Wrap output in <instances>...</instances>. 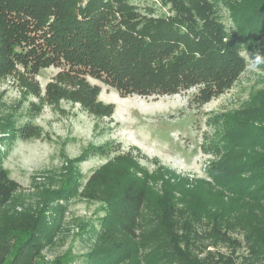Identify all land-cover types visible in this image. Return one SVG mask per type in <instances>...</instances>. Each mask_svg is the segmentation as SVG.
Listing matches in <instances>:
<instances>
[{
  "label": "trees",
  "instance_id": "1",
  "mask_svg": "<svg viewBox=\"0 0 264 264\" xmlns=\"http://www.w3.org/2000/svg\"><path fill=\"white\" fill-rule=\"evenodd\" d=\"M0 7L30 19L46 42L39 45L65 68L92 72L124 95L174 93L191 77L202 86L216 74L228 79L236 50L212 18L221 7L238 39L264 45V0H155L144 10L127 0H0ZM227 121L217 144L222 160L204 179L93 171L83 193L103 213L97 228L80 226L95 234L84 264H264V95ZM77 175L16 210L8 205L20 185L0 166V264H71L70 256L48 262L41 252L64 218L54 199L76 193Z\"/></svg>",
  "mask_w": 264,
  "mask_h": 264
},
{
  "label": "rangeland",
  "instance_id": "2",
  "mask_svg": "<svg viewBox=\"0 0 264 264\" xmlns=\"http://www.w3.org/2000/svg\"><path fill=\"white\" fill-rule=\"evenodd\" d=\"M127 1L140 10L155 2ZM212 12L235 44L237 63L228 79L216 74L202 86L203 79L191 77L174 93L124 95L92 72L65 68L63 59L39 45L46 42L30 19L9 17L0 7V166L20 185L8 206L34 205L70 180L71 172L78 174L76 193L54 199L64 218L42 249L44 260L70 256L71 264H84L95 234L80 226L97 228L103 204L87 198L83 188L99 167L155 182L166 174L204 179L218 166L227 119L264 95V64L247 67L248 54H264V45L238 39L225 8Z\"/></svg>",
  "mask_w": 264,
  "mask_h": 264
},
{
  "label": "clouds",
  "instance_id": "3",
  "mask_svg": "<svg viewBox=\"0 0 264 264\" xmlns=\"http://www.w3.org/2000/svg\"><path fill=\"white\" fill-rule=\"evenodd\" d=\"M261 64H264V54L259 52H256L255 54H248L247 67L249 70L256 69Z\"/></svg>",
  "mask_w": 264,
  "mask_h": 264
}]
</instances>
